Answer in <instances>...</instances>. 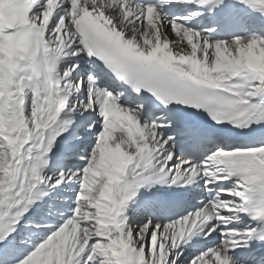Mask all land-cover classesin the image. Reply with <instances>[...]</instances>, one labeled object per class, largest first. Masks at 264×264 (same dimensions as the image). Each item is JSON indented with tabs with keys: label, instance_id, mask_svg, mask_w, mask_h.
<instances>
[{
	"label": "snow or ice",
	"instance_id": "obj_1",
	"mask_svg": "<svg viewBox=\"0 0 264 264\" xmlns=\"http://www.w3.org/2000/svg\"><path fill=\"white\" fill-rule=\"evenodd\" d=\"M4 3L23 21L0 9V37L38 51L0 95V255L233 264L257 229L230 225L241 214L264 221V39L213 41L187 26L200 13L161 10L212 0ZM214 234L217 246L186 254Z\"/></svg>",
	"mask_w": 264,
	"mask_h": 264
},
{
	"label": "clouds",
	"instance_id": "obj_2",
	"mask_svg": "<svg viewBox=\"0 0 264 264\" xmlns=\"http://www.w3.org/2000/svg\"><path fill=\"white\" fill-rule=\"evenodd\" d=\"M0 9L6 12L12 11L13 19L19 18L21 22L23 21V17H17L15 8L8 3L0 4ZM37 51L38 45H33L25 38L9 40L0 37V95L11 84L15 69L20 62H36ZM47 70L51 71L50 68Z\"/></svg>",
	"mask_w": 264,
	"mask_h": 264
},
{
	"label": "bare ground",
	"instance_id": "obj_3",
	"mask_svg": "<svg viewBox=\"0 0 264 264\" xmlns=\"http://www.w3.org/2000/svg\"><path fill=\"white\" fill-rule=\"evenodd\" d=\"M259 11L262 12L260 22H261V23H264V7H260V8H259ZM189 13H190V12H187L186 15H185L184 17H186V16H190ZM187 25H190L189 27L192 28L191 25H203V22L199 20L198 16H192V19H191L190 21L187 22ZM198 31H199V30H198ZM169 34H170V39H172V40H177V39H179L178 37H175V35H174L173 33H171L170 31H169ZM251 35L253 36V38L264 39V30H258V29L253 28V29H252V34H251ZM238 38H243V37H238ZM243 39L247 40L246 38H243ZM233 40H234V39L226 40V41L231 42V41H233ZM179 47H185V48H188V50H190V48L186 45V42H185L183 45H180ZM38 195H39V194H38ZM45 199H47V198L45 197ZM200 199H203V196H201ZM37 202H39V201H37ZM130 212H132V211H131V208L129 209V217H130V215H131ZM131 220H132V217L129 218V222H130V223H131ZM49 223H51V224L54 225V224L56 223V220H55V219L50 220ZM230 226H231V227L238 228V229H241V230H245V229L251 228L248 224H246V223L243 221V219L241 218V215L238 216V217L236 218V220H235ZM13 235H15V233H14ZM215 236H217V235L214 234V237H215ZM210 238H213V237H210ZM218 239H219V241H220L222 238H220V237L218 236ZM199 240H200V238H199V237H196V238L193 239V242H195V241L199 242ZM34 242H35V238H34V237H32V238H28V239H21L19 245L14 249V254H15V256H16L18 259H23L24 256H25L29 251H31V248H32V245H33ZM219 243H220V242H219ZM219 243H216V244L213 243L212 245H209L208 247H215V246H217ZM206 246H207V244L205 243V247H206ZM235 249H236V248H235ZM235 249H234V250H235ZM234 250H233V251H234ZM189 251H191V250H190V247H188V248L186 249V254H187V252H189ZM233 251H232V252H233ZM232 252L230 253V255L233 257ZM8 259H9V256H8V253H7V252H5L3 255H0V264H8ZM233 264H242V262H241V261L234 260V258H233Z\"/></svg>",
	"mask_w": 264,
	"mask_h": 264
},
{
	"label": "rangeland",
	"instance_id": "obj_4",
	"mask_svg": "<svg viewBox=\"0 0 264 264\" xmlns=\"http://www.w3.org/2000/svg\"><path fill=\"white\" fill-rule=\"evenodd\" d=\"M169 37H170V34H169ZM252 37H249V38H247V40L248 39H251ZM218 237V236H217ZM220 241L218 240V242H217V240H216V242H214V244H216V243H219ZM205 245V244H204ZM205 247V246H204ZM199 251H202V250H199ZM197 254H198V252H196Z\"/></svg>",
	"mask_w": 264,
	"mask_h": 264
}]
</instances>
